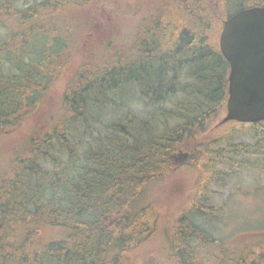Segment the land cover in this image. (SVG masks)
Returning a JSON list of instances; mask_svg holds the SVG:
<instances>
[{"label": "trees", "instance_id": "obj_1", "mask_svg": "<svg viewBox=\"0 0 264 264\" xmlns=\"http://www.w3.org/2000/svg\"><path fill=\"white\" fill-rule=\"evenodd\" d=\"M33 1L18 8V0H0V130L20 124L68 61L76 32L59 16L92 0ZM191 1L181 11L191 27L148 14L125 44L89 48L63 91L66 114L0 164V264H123L152 233L153 202L142 201L149 186L175 174L174 154L209 131L227 98L229 64L207 41L203 1ZM223 2L225 19L264 7V0ZM237 126L217 136L216 149L204 139L188 152L197 159L199 150L211 171L228 163L226 155L264 162V121ZM240 135L250 143L236 142ZM189 210L170 227V264H264V240L254 244L256 255L250 245L230 248L191 220L190 213L215 216V207L195 202Z\"/></svg>", "mask_w": 264, "mask_h": 264}, {"label": "rangeland", "instance_id": "obj_2", "mask_svg": "<svg viewBox=\"0 0 264 264\" xmlns=\"http://www.w3.org/2000/svg\"><path fill=\"white\" fill-rule=\"evenodd\" d=\"M202 1V8L208 11L209 16L207 41L213 48L218 49L222 22L230 13L225 9L224 0ZM33 2L18 0L16 7L25 8L31 6ZM191 2V0H92L89 4H81L66 11L65 15H60L59 19H63L64 23L63 28L70 24L72 29L69 28L67 31L76 32L74 40H71L75 46L65 54L68 57V61L64 63L66 65H62L59 72L55 70L56 74L52 76V81L35 106L28 108L20 124L0 130V164L6 166L14 158L16 150L25 145L29 138L39 140L38 138L43 137L42 133L51 130L55 119L66 114L61 100L63 91L69 78L74 79L73 73L84 55L91 54L89 48L99 46L101 42L108 40V44L103 47L111 51L119 42L125 44V39L131 36L136 26L142 21L147 22L145 18L148 14L158 16L164 23L172 20L177 28L182 29L185 23L188 24V18L181 11L191 10ZM256 2L257 0H245L244 4L251 5ZM187 26L191 27L189 24ZM62 62L64 61H55L56 64ZM224 113L225 108L209 125L206 134L198 140H189L188 149H202L204 139L208 140L207 145H210V148L216 149L222 145L220 140H217L219 135L239 128L235 122L218 127ZM236 142L250 143L245 135L238 136ZM188 149L179 150L174 154L177 166L175 174L168 176L161 184L149 186L142 201L144 205H147L149 200L153 202L154 210L151 211V215L153 214L156 219L152 220L154 230L138 247L123 257V264H170V260L166 258V245L171 237L170 232H173L170 227L182 212L190 211L189 207H193L195 202L199 206L205 204L217 209L215 216L211 218L190 213L191 220L205 233L229 247L242 245L246 249V245H250L249 249L254 255L260 253L254 244L264 240V169L260 170L264 162L260 164L258 161L260 158L249 155H226L228 163H214L211 171L203 162L199 150L193 151V154L197 153V159H193ZM217 173L221 175L218 176ZM213 174L215 179L212 180ZM45 232L48 237L57 234L52 229H46ZM216 250L218 249L212 251L211 256H218Z\"/></svg>", "mask_w": 264, "mask_h": 264}, {"label": "water", "instance_id": "obj_3", "mask_svg": "<svg viewBox=\"0 0 264 264\" xmlns=\"http://www.w3.org/2000/svg\"><path fill=\"white\" fill-rule=\"evenodd\" d=\"M220 54L229 64L225 113L218 125L264 121V7L240 10L222 22Z\"/></svg>", "mask_w": 264, "mask_h": 264}, {"label": "bare ground", "instance_id": "obj_4", "mask_svg": "<svg viewBox=\"0 0 264 264\" xmlns=\"http://www.w3.org/2000/svg\"><path fill=\"white\" fill-rule=\"evenodd\" d=\"M147 120V119H146Z\"/></svg>", "mask_w": 264, "mask_h": 264}]
</instances>
